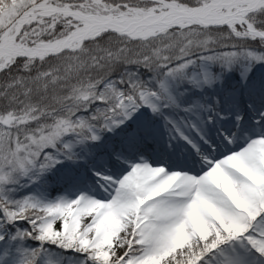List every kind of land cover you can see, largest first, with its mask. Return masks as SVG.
<instances>
[{"label": "snow or ice", "instance_id": "obj_1", "mask_svg": "<svg viewBox=\"0 0 264 264\" xmlns=\"http://www.w3.org/2000/svg\"><path fill=\"white\" fill-rule=\"evenodd\" d=\"M145 108L198 172L153 166L144 120L104 197L15 196ZM0 264H264V0H0Z\"/></svg>", "mask_w": 264, "mask_h": 264}, {"label": "trees", "instance_id": "obj_2", "mask_svg": "<svg viewBox=\"0 0 264 264\" xmlns=\"http://www.w3.org/2000/svg\"><path fill=\"white\" fill-rule=\"evenodd\" d=\"M119 138L121 139L122 137ZM119 138H117V141H115L116 139L113 138L111 143L107 141L105 144L88 143L79 146L77 152L79 153L80 157H82L81 159L76 161H62L59 163L58 168L54 172L44 175L46 179L44 181L42 180L43 182H22V184H25L26 187H21V184L17 185V190L14 193L15 196L19 198L28 194H33L39 198H43L47 195H54L56 192L63 191L64 187L69 184L65 181L66 177L75 178L78 172H80L83 167L89 166L100 153H103L108 149L111 151V149L114 147H119ZM30 243L35 245L37 242L30 241Z\"/></svg>", "mask_w": 264, "mask_h": 264}, {"label": "rangeland", "instance_id": "obj_3", "mask_svg": "<svg viewBox=\"0 0 264 264\" xmlns=\"http://www.w3.org/2000/svg\"><path fill=\"white\" fill-rule=\"evenodd\" d=\"M184 88H188V86H185ZM192 90V89H191ZM190 90V91H191ZM205 91H207V90H205ZM188 93H189V91H188ZM198 97H201L200 95H198ZM151 115H153V116H149L150 117V121H151V123H152V125H153V127H154V129L156 130V128H157V126L158 125H165V122H164V120L161 118V117H159V116H156V115H154V114H151ZM196 115H197V118L200 120V119H202V113L201 112H198V113H196ZM156 119V120H153V119ZM199 120H197V121H199ZM196 120H195V122H197ZM128 124V123H127ZM130 127L128 126V125H122L120 128H117L114 132H106L105 134H104V136H103V138L101 139V142H100V144H105V142H109V143H111L112 142V139H113V137H115V136H117L118 134H121V133H124V135L126 134V133H129L130 132V130H131V128L129 129ZM125 129V130H124ZM162 133L168 138V134H167V130H166V128H164V129H162ZM157 136V139L159 140V142L162 140L163 141V146L166 148L167 147V144H166V141H165V138H162L161 137V139L158 137V134L156 135ZM103 141V142H102ZM96 143H98V142H96ZM108 144V143H107ZM123 156H124V154H123ZM126 157V156H125ZM108 160H110V162H111V160H113L115 163H116V165H114L113 163H112V165L111 164H109V162H108ZM105 161L108 163L107 165L106 164H103L102 163V161H100V163L102 164V169H104L103 171L104 172H107V173H109V174H111V175H113L114 176V174H113V172L116 170V167L118 166V165H120L121 163L123 164V165H125L124 163H125V161L124 160H121V161H116L113 157H106L105 158ZM137 161H139L138 160V158L137 157H134L132 160H131V163H135V162H137ZM95 165V164H94ZM97 165V164H96ZM58 166H59V164L58 165H56V167H54L51 171H49V172H47V173H45V174H43V175H41L40 177H39V179L38 180H36L35 182H29V183H40L42 180L44 181L46 178H45V176L44 175H47L48 173H52V172H54L57 168H58ZM128 168L130 167V164H128V165H126ZM161 166H165V167H167L166 165H161ZM184 166V165H183ZM97 167H99V165H97ZM200 167L201 166H198V168L195 170V172H198L199 170H200ZM184 168V169H183ZM175 167V170H178V171H186L185 170V166L184 167ZM94 168H89V170H86V171H82L80 174H82V175H78V177H77V175H76V182H75V185L73 186V188H71L70 190H68V192H64L63 194H59V195H56V196H51V197H43V199H46V200H54L55 198H57V197H59V196H62V195H68V196H71V197H75L76 195H78L79 193H82V192H85V193H88L89 195H92L93 197H98V196H105L106 195V193L104 192L103 193V191L101 190V187L99 186V184H98V181H94L93 179H92V176H90L89 175V173H94V170H93ZM120 170V169H119ZM195 172H192V173H195ZM79 173V172H78ZM95 174V173H94ZM42 181V182H43ZM21 187H26V185L25 184H22L21 183V185H20ZM23 188V189H24ZM102 194V195H101ZM16 195H18V194H16Z\"/></svg>", "mask_w": 264, "mask_h": 264}, {"label": "bare ground", "instance_id": "obj_4", "mask_svg": "<svg viewBox=\"0 0 264 264\" xmlns=\"http://www.w3.org/2000/svg\"><path fill=\"white\" fill-rule=\"evenodd\" d=\"M198 91L199 90L195 89V91L190 93L189 96L193 99V94L194 93H198ZM149 113H151V111ZM136 118H137V121H141V120L144 119V116H143V114H140V112H139L136 115V117L133 119V121H135ZM223 126L226 127V128H230L231 127L230 123L224 124ZM215 127L216 126H213V127L205 129L207 131L208 135L215 136ZM164 128H166L165 125H158L156 130L155 129L154 130H155L156 135L158 134V137L160 139L162 137V138H165V140H168V138L162 133V129H164ZM137 129H138V126L135 128L134 132ZM160 143H161V145H163V141L162 140L160 141ZM175 143H176V145L174 146V148H168V150L166 148V151H164V152H162L160 154H154L150 150H145L143 154L146 156V158L149 160V162L153 164V166H158V165L160 166V165L163 164V165H166L171 170H175V167H182L183 168L184 166H187L190 169L195 168L198 163H195L196 164L195 165L194 161H198L199 160V157L194 155L195 150L191 149V146L188 145L187 142L184 141L182 138H178ZM235 147L239 148L238 142L235 145ZM131 156L135 157V153L132 152ZM131 156L128 155V157H125V161L126 160L131 161L132 158H133ZM113 164L116 165L115 162H113ZM96 169L102 170V167L99 166V168H94V170H96ZM128 169L129 168H127L126 164L123 165L121 163L120 165H118L116 167V170L113 172L114 176L113 175L112 176L115 177L116 175H123ZM185 170L190 172V170L187 169V168H185ZM91 174L94 175V173H91ZM75 182H76V180H74V183H72V185H74ZM101 190L104 193V190L102 188H101ZM102 197H104V196H98L96 198H102Z\"/></svg>", "mask_w": 264, "mask_h": 264}, {"label": "water", "instance_id": "obj_5", "mask_svg": "<svg viewBox=\"0 0 264 264\" xmlns=\"http://www.w3.org/2000/svg\"><path fill=\"white\" fill-rule=\"evenodd\" d=\"M140 114H143V116H144V119L142 121L146 120L147 113L145 111L141 110Z\"/></svg>", "mask_w": 264, "mask_h": 264}]
</instances>
